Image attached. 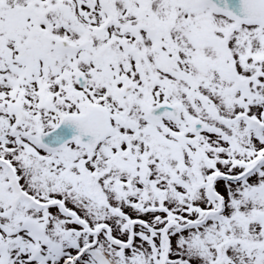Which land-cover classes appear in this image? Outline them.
<instances>
[{
    "label": "snow or ice",
    "instance_id": "6c2138e0",
    "mask_svg": "<svg viewBox=\"0 0 264 264\" xmlns=\"http://www.w3.org/2000/svg\"><path fill=\"white\" fill-rule=\"evenodd\" d=\"M0 264H264V0H0Z\"/></svg>",
    "mask_w": 264,
    "mask_h": 264
}]
</instances>
